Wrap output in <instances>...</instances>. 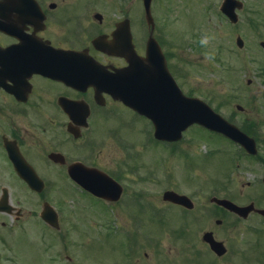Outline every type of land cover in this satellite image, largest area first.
<instances>
[{"label":"flooded vegetation","instance_id":"af4514ba","mask_svg":"<svg viewBox=\"0 0 264 264\" xmlns=\"http://www.w3.org/2000/svg\"><path fill=\"white\" fill-rule=\"evenodd\" d=\"M174 1L157 0L152 27L126 0H0V264H16V233L60 253L72 235L93 233L120 247L105 264H264V0H196L183 28ZM150 37L175 80L202 70L229 89L242 75L261 79L263 101L215 105L257 153L208 132L221 148L210 143L205 155L229 154L235 173L257 164L252 182L226 172L186 190L201 164L189 141H156L151 122L117 98L130 46L145 58ZM243 189H259L262 202ZM167 190L186 204L167 202ZM217 200L254 209L243 218ZM238 231L252 244H239Z\"/></svg>","mask_w":264,"mask_h":264},{"label":"rangeland","instance_id":"374dc122","mask_svg":"<svg viewBox=\"0 0 264 264\" xmlns=\"http://www.w3.org/2000/svg\"><path fill=\"white\" fill-rule=\"evenodd\" d=\"M124 1V0H123ZM163 3V0H161ZM172 0H168L169 6H172L171 3ZM175 7L178 11L177 13V20L179 23L182 24V28L186 26L187 22L189 21L191 8L196 5V0H175ZM126 3H131V6L133 7V12H137L138 9L142 7V1L141 0H126ZM156 8H160L158 5ZM197 12L196 10H193ZM178 23V22H177ZM192 24L189 25L191 27ZM179 31V30H178ZM185 32V31H183ZM199 70V68H196ZM195 73L199 74L197 76L194 75H187V74H180L179 82L181 86L186 90H195L198 94L201 96L207 97L206 99L211 101V103L215 106H220L219 103H238L242 104L244 101H249V98L251 95H256L259 97L260 101L262 99V96L258 95L259 87L261 85L258 84V82L261 81V79L258 78H252V77H246V76H239L236 78V82L238 83L237 86L239 88L235 91V93H232V95H228V92L226 89H224L221 84V76L220 78L218 76H212L205 71H196ZM251 79V84H247V80ZM236 86V87H237ZM225 107V106H223ZM187 141L190 140L193 136L195 137L199 142L196 146V141L194 142L192 139V143L189 142L188 149H191L193 152H195L194 155H197V159L201 161V164H198V168L196 169V179L192 180V183L188 187L185 188L186 190L193 189V185L201 184L203 187H206L208 185H213V181L216 179H219L223 177V175L227 172L228 176L235 178L233 181H238L239 184L246 183V182H252L254 180L255 173L257 172V167H259L255 163H246L243 162L241 164V168L239 170L233 172L232 165H230V156L229 154H222V152H219L216 154L211 161L205 160V154L207 151L210 150L209 144L215 145L216 148H221V145L219 143H215L213 141H206L205 138L207 137L205 131H203L200 128L193 127L191 128L187 134ZM139 152L141 151L140 148H137ZM149 150V157L150 159L155 158L156 150L151 145L147 148ZM164 155L167 156V153L165 151ZM174 165L168 164V167L172 168ZM174 170H178L177 167H174ZM233 172V173H232ZM207 173V174H206ZM183 175V171H182ZM239 178H238V177ZM211 182V183H209ZM209 183V184H208ZM240 185L238 186V188ZM234 191L231 189L228 191L230 194L232 193V197H237V189ZM209 191V189H207ZM156 192V191H155ZM235 192V193H233ZM243 192H246V195L248 197H251L252 199H256L257 202H262L263 197L262 193L259 189L254 190H246L243 189ZM254 221L250 220V222ZM253 223V222H252ZM157 224V223H156ZM154 228L150 227L148 231L152 230ZM240 231L244 232L242 228L239 229ZM151 236H155L148 232ZM240 231L237 233H233L232 235L239 234ZM89 235H94L93 233H85V236L83 237H73L69 238L70 243V251L68 252V255L70 257H74L76 264H92L91 260H96V264H105L109 261H114L119 258L120 255V247L117 243L111 242L110 239H106L105 241L102 240V242L95 241V238L89 237ZM244 233L239 234L240 236V243L241 245H251L252 244V238L248 236H243ZM161 240V247L163 248V251L168 250V243L170 242L168 239ZM15 241V240H14ZM13 242V240H12ZM10 241V245L14 246L13 243ZM76 242H80L79 245L76 244ZM72 250V253H71ZM60 251L58 250L57 244L52 243V250H47V247L41 245V242H39L35 237H27L25 234H17L16 233V264H63L61 261L59 262L56 258L58 256V253ZM50 256H54L55 258H52L50 260ZM155 256H157L155 254ZM104 261V262H101Z\"/></svg>","mask_w":264,"mask_h":264},{"label":"water","instance_id":"95a60500","mask_svg":"<svg viewBox=\"0 0 264 264\" xmlns=\"http://www.w3.org/2000/svg\"><path fill=\"white\" fill-rule=\"evenodd\" d=\"M148 2L149 0H145V3ZM150 55L149 61L154 60L155 56L158 57L152 52H150ZM133 60L134 57L131 56L129 61L132 62ZM138 70L140 71L141 68L138 67ZM150 75L149 83L143 85L148 87L147 91L133 85L132 91L127 95H123L122 98L127 105L150 118L155 126V136L157 138L177 139L180 132L193 123L211 128L220 127L219 131L231 134L228 127L218 120L200 101L183 97L167 73L161 71ZM133 76H135V73ZM136 76L141 79L144 78L141 73L136 74ZM145 83L146 81L143 84ZM140 84L142 83L140 82ZM234 137L235 140L245 145L240 136ZM246 148L248 147L246 146ZM170 194L172 195V193H168L169 197Z\"/></svg>","mask_w":264,"mask_h":264}]
</instances>
